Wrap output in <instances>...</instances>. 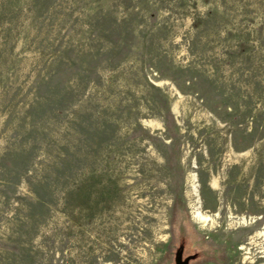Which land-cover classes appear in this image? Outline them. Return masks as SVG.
I'll return each instance as SVG.
<instances>
[{
	"label": "rangeland",
	"instance_id": "1",
	"mask_svg": "<svg viewBox=\"0 0 264 264\" xmlns=\"http://www.w3.org/2000/svg\"><path fill=\"white\" fill-rule=\"evenodd\" d=\"M0 264H264V0H0Z\"/></svg>",
	"mask_w": 264,
	"mask_h": 264
},
{
	"label": "bare ground",
	"instance_id": "2",
	"mask_svg": "<svg viewBox=\"0 0 264 264\" xmlns=\"http://www.w3.org/2000/svg\"><path fill=\"white\" fill-rule=\"evenodd\" d=\"M199 210V209H198ZM202 217V216H201ZM207 217H208V215H207ZM206 217V218H207ZM210 217V216H209ZM209 219V218H208ZM194 220H195V218H194ZM204 220V219H203ZM198 220H196V222H197ZM200 221V220H199ZM202 221V220H201ZM213 221V220H212ZM205 222V221H204ZM202 223V222H201ZM206 224H207V221H206ZM211 224V223H210ZM202 225V224H201Z\"/></svg>",
	"mask_w": 264,
	"mask_h": 264
}]
</instances>
